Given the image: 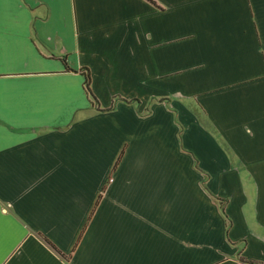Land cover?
Masks as SVG:
<instances>
[{
    "label": "crops",
    "instance_id": "0c3cea01",
    "mask_svg": "<svg viewBox=\"0 0 264 264\" xmlns=\"http://www.w3.org/2000/svg\"><path fill=\"white\" fill-rule=\"evenodd\" d=\"M0 264H264V0H0Z\"/></svg>",
    "mask_w": 264,
    "mask_h": 264
},
{
    "label": "trees",
    "instance_id": "16d2710c",
    "mask_svg": "<svg viewBox=\"0 0 264 264\" xmlns=\"http://www.w3.org/2000/svg\"><path fill=\"white\" fill-rule=\"evenodd\" d=\"M88 76H86V79H85V81H84V88H85V92H86V94H91V90H90V88H89V81H88Z\"/></svg>",
    "mask_w": 264,
    "mask_h": 264
},
{
    "label": "rangeland",
    "instance_id": "374dc122",
    "mask_svg": "<svg viewBox=\"0 0 264 264\" xmlns=\"http://www.w3.org/2000/svg\"><path fill=\"white\" fill-rule=\"evenodd\" d=\"M109 180H111V179H109Z\"/></svg>",
    "mask_w": 264,
    "mask_h": 264
}]
</instances>
